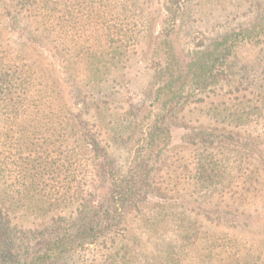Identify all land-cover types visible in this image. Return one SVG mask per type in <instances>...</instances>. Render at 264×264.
Wrapping results in <instances>:
<instances>
[{
  "label": "trees",
  "instance_id": "16d2710c",
  "mask_svg": "<svg viewBox=\"0 0 264 264\" xmlns=\"http://www.w3.org/2000/svg\"><path fill=\"white\" fill-rule=\"evenodd\" d=\"M142 3L0 0V264H65L83 247L126 237L133 209L158 198L155 164L172 138L176 109L228 79L240 47L264 46L262 15L182 57L175 36L187 0H161L148 59L155 79L140 107L150 108L144 117L129 118L142 143L121 172L96 128L105 125L110 109L105 84L126 65L140 39ZM10 170L16 174L12 189ZM94 178L87 198L84 186ZM82 195L85 201L77 203ZM22 198L51 210L49 233L34 246L13 214V204ZM68 205L76 209L62 223Z\"/></svg>",
  "mask_w": 264,
  "mask_h": 264
},
{
  "label": "rangeland",
  "instance_id": "374dc122",
  "mask_svg": "<svg viewBox=\"0 0 264 264\" xmlns=\"http://www.w3.org/2000/svg\"><path fill=\"white\" fill-rule=\"evenodd\" d=\"M141 1L140 39L126 65L105 84L110 109L105 125L96 128L121 172L129 169L142 137L140 129L131 132L129 118L149 111L140 107L155 79L148 59L161 0ZM262 15L264 0H187L175 36L177 50L189 57L238 27L261 21ZM58 65L64 69L62 61ZM171 124L172 138L155 164L158 198L133 209L126 237L83 247L65 264L264 262V46L240 47L229 78L185 99ZM8 128L10 137L15 135V127ZM8 152L13 155L11 146ZM15 176L7 172L10 189ZM94 184L95 178L84 186L87 198ZM83 195L77 203L85 201ZM39 205L27 198L13 204L15 221L24 223L32 246L44 239L53 221L51 210ZM75 209L68 205L61 222Z\"/></svg>",
  "mask_w": 264,
  "mask_h": 264
}]
</instances>
